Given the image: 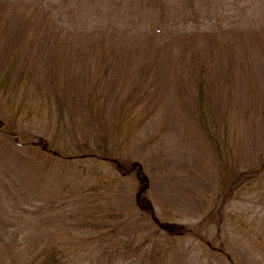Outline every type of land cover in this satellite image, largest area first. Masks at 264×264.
I'll list each match as a JSON object with an SVG mask.
<instances>
[{
  "label": "rangeland",
  "instance_id": "obj_1",
  "mask_svg": "<svg viewBox=\"0 0 264 264\" xmlns=\"http://www.w3.org/2000/svg\"><path fill=\"white\" fill-rule=\"evenodd\" d=\"M10 2L48 13L51 25L61 30L58 29L62 40L67 32L77 35L106 30L114 35L123 50L121 60L114 64L110 86L105 88L110 95L109 111L117 110L119 114L122 99L135 101L132 86L138 87L135 98L140 100L134 111L141 113L140 118L145 115V121L140 130L129 136L130 142L123 147L122 154L141 161L147 180H140L142 191H138V196L145 206L142 211L137 210L133 196L137 198L139 181L134 176L117 177L114 184L109 182L120 188V202L126 206L135 202L129 211L134 217L128 218L130 222L125 228L131 232L129 239L134 241L132 248L135 247L136 254L122 255L107 264H264V184L240 190L225 206L221 205L216 217L208 214L217 182L216 166L214 155L195 123L198 93L188 87L194 60L201 56L213 58L209 70L214 83L212 93L202 100L206 110L211 112L213 108L211 117H206L208 127L216 133L222 153L244 164L259 161V155L263 157L264 0ZM47 25L50 26L48 22ZM205 32L210 37L201 34ZM205 41L213 42L206 46ZM41 44L47 47L41 37L27 43L33 50L30 63L34 66L43 63L45 53ZM76 49L71 53H79L80 57L75 60L77 67H71L65 75L67 81L51 82L42 74L44 71L37 70L43 91L66 85L77 89L85 80L83 75H87L91 63ZM60 56L61 52L55 58L58 64L62 62ZM244 62L247 66L243 67ZM1 113L0 132L26 145L37 137L34 135L45 132L46 123L41 119L48 116L47 107L41 118L24 120L20 129L8 127ZM81 124L77 126L79 130L87 125L85 120ZM119 128L120 137L130 134L128 127ZM139 138L146 149L140 146ZM229 156L224 159H230ZM20 158L0 147V264L25 263L21 254L32 248L36 250L37 264L52 247L63 254L57 264L101 262L113 234H109L111 239L104 234L98 242L93 233L83 234L84 228L73 222L80 220L74 212L82 206L83 194L64 187L68 176L70 184H92L96 178L93 172L99 173L98 160H82L85 166L99 168L81 177H76V173H81L79 166L69 174L68 168L57 172L51 167L45 176L40 171L31 181L27 171L31 165ZM53 160L58 161V156ZM188 227L190 234L186 232ZM202 236L206 242L201 240ZM110 250L107 249L116 257L115 248L111 246Z\"/></svg>",
  "mask_w": 264,
  "mask_h": 264
},
{
  "label": "trees",
  "instance_id": "obj_2",
  "mask_svg": "<svg viewBox=\"0 0 264 264\" xmlns=\"http://www.w3.org/2000/svg\"><path fill=\"white\" fill-rule=\"evenodd\" d=\"M38 9V7L25 4L22 6L20 3H13L10 0H0V112H2V119L7 121L8 127L20 129L24 120H29L33 116L41 118L44 108L47 107L48 116L41 119L46 123L45 132L34 135L37 137L31 141L30 145L0 132V147L7 152L12 151L16 156H20V159L27 165H31L27 170L32 177L31 181L34 180V175L38 176L40 171L45 176V172L51 167L58 169L57 172H64L68 168L69 174L74 167L79 166L81 173H76V177H81L80 175L87 171H96L100 167L99 173L93 172L96 173V178L92 184H70L69 176L64 180L65 188L76 189L83 194L82 206L74 212L75 217L80 220L73 219V222L78 223L74 225L84 228L85 233L83 234L93 233L92 236L97 242L103 238L104 234L108 235L107 238L110 233L113 234V237L110 236L112 241L105 247V260H101L98 264H102V262L107 264L126 254L130 257L133 255L131 253H136L135 247L132 248L134 241L129 239L131 232L129 228L125 227L130 222L128 218L134 217L129 214L132 213L129 211L133 208V204L137 203L138 211H142L145 206L143 199L138 196L140 193L138 191H142L140 180L143 179L145 182L147 180L143 174L141 161L128 157L130 155L123 156L122 154L123 147L128 146L130 142L129 136L135 130H140V126L145 121V115L140 118L141 113L137 115L134 111L138 100H140L135 98L138 87L135 84L132 86L131 94L134 93L135 101H130V98L120 101L121 104H118L119 114L116 110L117 116L115 112L109 111L107 104L110 95L105 92V88L110 86L109 81L112 77L114 64H118L121 60V50L123 49L120 48L119 41L106 30H94L87 34L77 35L67 32L64 36L65 40H62L59 38L60 29L51 25L48 13L45 14L43 10ZM47 22L50 26L47 25ZM201 34L210 37L207 32ZM35 37L44 38L47 42L46 48L42 44L40 45L44 48L42 53L45 55H42V58L39 55L38 58H41L43 63L40 62L37 66L30 63V58L34 59V55L32 54L33 50L27 47V43ZM52 39L55 40L53 44L54 40ZM205 42L207 46L213 41ZM75 48L80 54L82 52L83 55H86L85 57L89 60L88 64L91 63L88 66L87 75H83L85 80L77 89H72L74 85L72 87L66 85L61 89L54 87L43 91L37 70L44 71L42 74L51 82L65 79V75L71 72L70 68L77 67L75 60L80 55L71 53ZM60 52L62 62L58 64L55 58ZM232 52L231 48L229 55H232ZM92 62L95 63V66H92ZM213 64V58L197 57L191 69L188 87L191 91L196 90L195 92L198 93L199 113L195 123L206 139L207 149L211 150L214 155L217 182L211 193L213 204L212 210L208 214L216 217L221 205L225 206L230 199L240 193V190L247 191L253 186L258 187L264 184V154L263 157L259 155V161L244 164L233 156L222 153L216 133L211 131L207 124L206 117L207 115L211 117L213 108L211 107V112L206 110L202 102L204 96L208 98L212 93L214 83L209 75V70ZM244 66H247L246 62L243 63ZM56 78L57 80H55ZM66 117L69 119L67 128L65 127ZM19 120L21 123L18 122ZM84 120L87 125L79 130L77 126L82 125L81 122ZM124 124L126 125L124 126ZM119 126L128 127L130 134L120 137L119 129L121 130V128ZM141 138L145 140L144 136ZM142 140L139 138V143ZM140 146H144L146 149L145 143H140ZM54 156H58V161L53 160ZM64 156L69 159H65ZM225 156H229L230 159H224ZM73 157L80 158L76 161L72 159ZM87 158L89 159L87 160ZM82 160H84L83 162L98 160L99 167L98 165L85 166ZM133 176L139 181L137 198L134 194L135 202L126 206L117 198L120 188H114V185H110L109 182L112 181L114 184L119 179L117 177L129 178ZM101 199L104 201L101 202ZM132 231L135 233L133 229ZM186 232L192 233L191 228L188 227ZM201 240L205 241L204 236L201 237ZM111 246L115 248L116 257L107 251ZM54 250L56 251L54 247L47 250L45 259L37 264H57L63 254L60 255ZM35 251V248H32L22 252L21 258L24 257L26 262L15 264H36L34 261L37 259ZM4 262H6L5 259Z\"/></svg>",
  "mask_w": 264,
  "mask_h": 264
}]
</instances>
